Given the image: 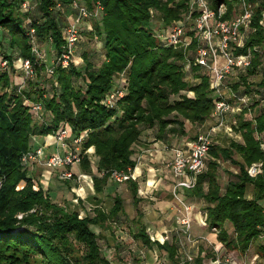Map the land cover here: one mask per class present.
<instances>
[{
    "label": "trees",
    "instance_id": "trees-1",
    "mask_svg": "<svg viewBox=\"0 0 264 264\" xmlns=\"http://www.w3.org/2000/svg\"><path fill=\"white\" fill-rule=\"evenodd\" d=\"M72 1L0 0V52L4 45L9 49L8 54L0 53L8 68L0 69V264H110L92 228L106 229L108 223H114L122 210L120 196L113 195L107 213L93 209L92 214L84 212L79 219L76 212H68L50 199L47 190L42 191L39 182L31 183L27 170L20 165L23 153L39 147H29L32 138L53 135L60 125L67 127L69 143L84 134L77 167L89 175L97 194L106 185L110 171L133 167L132 146L143 130H152L156 139H164L166 134L181 135L183 121L200 127L209 120L212 110L209 77L190 62L192 53L186 55L193 45L187 50H171L154 37L163 29L151 30L154 17L160 18L163 25L179 19L187 0H175L169 8L161 0H82L88 10L95 2L102 7L98 18L91 19L96 23L88 31L102 53L97 65L82 54L81 70L71 62L67 67L57 62L47 65L48 59L41 53L44 46L53 54L51 60L62 53V28L67 18L75 14L70 8ZM23 2L28 8L20 11ZM218 4L225 7L221 20H228L238 12L235 0H212L214 8ZM262 13L264 0H255L243 45L234 48V54L249 52V66L224 80L229 91L248 100L249 95L262 96L264 100V58L260 55L264 49V27L259 24ZM29 29L33 30L31 37L27 35ZM32 46L38 50L37 56L31 54ZM20 58L29 59L40 81L49 80V84L41 86L40 82L39 87L36 82L38 87L28 86L21 94H15L20 82L12 79L8 71ZM185 60L189 61L187 70ZM124 69L121 98L116 100L114 108L108 109L102 100L110 92L114 76ZM189 74L197 80L193 85L183 80ZM249 78H257L253 88ZM183 91L190 96L180 94ZM24 99L38 103L46 119L37 124V117L23 104ZM232 119V132L240 140L209 147L204 170L196 177L194 188L185 191V196L203 202L206 230L215 235L222 248L221 255H228V251L233 253L230 256L244 255L252 247V255L264 264V210L260 205L264 199V106H258V102L247 104ZM88 149H92L96 159L94 167L99 178L91 174L85 154ZM217 161L235 168L231 172L221 170L226 175L222 186ZM254 163H260V172L250 178L246 168ZM20 180L24 184L22 189L14 191ZM122 184L136 208L135 182L129 178ZM247 186L251 190L249 198L245 196ZM224 222L229 223L230 233L224 229ZM135 225L134 239L145 246L152 243L169 264H202L208 257L206 243L198 240L199 248L192 260L181 263L174 237L161 243L150 241L143 226Z\"/></svg>",
    "mask_w": 264,
    "mask_h": 264
},
{
    "label": "built area",
    "instance_id": "built-area-1",
    "mask_svg": "<svg viewBox=\"0 0 264 264\" xmlns=\"http://www.w3.org/2000/svg\"><path fill=\"white\" fill-rule=\"evenodd\" d=\"M235 1L237 14L228 20H221V15L225 11L224 4H218L214 8L212 0H187L180 18L176 22H172L166 29L160 30L154 35L156 41L166 48L187 50L193 45V49L189 50L186 55L192 53L193 58L190 62L208 75L209 88L213 94L212 110L209 119L214 125L203 133L195 135L186 146L169 148L171 157L164 163V168L172 179L171 196L175 200L177 207L178 216L175 219V225L170 231L151 232L145 230V234L150 241L156 240L160 243L167 241L169 239L168 232L171 233L175 238L181 263L190 262L193 257L184 249V244L189 243L191 247L196 245V242L200 239H192L190 235V206L178 197L180 195H178V191L180 193L194 188L196 177L201 174L205 167L204 161L208 149L212 144L211 136L222 126L230 134H233L231 128L234 120L231 119L230 122H227L228 126H225V117L238 113L247 105L248 101V97L237 96L229 90L227 94L224 85L225 78L235 77L236 74L246 69L250 63L249 52L246 54H234V48H239L243 45L244 34L249 29L255 0ZM20 7L27 10L28 4L23 2ZM70 8L75 12L72 17L74 22L66 23L61 31L64 45L62 53L56 60L61 67H65L68 64L72 48L77 44L79 39L75 21L78 19H95L102 10L98 2H95L92 8L88 10L82 0H73L70 3ZM259 24L262 25V19L259 21ZM27 35L33 36V30L29 29ZM193 42L194 44H192ZM37 53L36 47L32 46L31 54L37 56ZM260 55L264 58V49L260 51ZM16 61H19V68L23 75L25 77H32V62L29 59H17ZM185 61L184 69L187 70L189 61ZM0 65V69H7V62L4 59H1ZM47 72L51 74L50 69H47ZM21 87L19 85L18 88ZM122 87H115L105 94L102 101L106 108L111 109L115 107L116 100L121 98ZM28 104V107L34 114L41 112V107L38 103L31 102ZM52 136L54 137L55 144L60 146V150H63L62 155H59L56 151L49 153V156L43 162V166L51 169L62 168V170L57 172L59 180L79 181L87 179L89 176H74L68 169H64V167H70L80 161L79 146L85 135L81 134L72 138L68 145L65 143V140L68 139V129L65 125H60ZM41 150L42 147H38L34 151L24 153L20 158V165L23 167L26 165V161L34 163V159L38 160L40 153L44 152H41ZM254 167L258 168L259 164L251 165L246 169L248 176L252 177L257 172V170L253 169ZM131 174L132 169L129 168L124 171L112 170L108 173L107 178L113 184L120 185L128 180ZM22 185H16L15 189H21ZM71 203L77 204L78 197H74ZM77 217L80 219L82 213L78 214ZM205 218L206 215L203 212L200 215L201 224L205 222ZM206 244L209 245L208 242ZM213 248L214 258L210 260V264H233L230 256H223L218 250Z\"/></svg>",
    "mask_w": 264,
    "mask_h": 264
},
{
    "label": "crops",
    "instance_id": "crops-1",
    "mask_svg": "<svg viewBox=\"0 0 264 264\" xmlns=\"http://www.w3.org/2000/svg\"><path fill=\"white\" fill-rule=\"evenodd\" d=\"M120 75V74H119ZM119 75L114 76V81H112V85L109 90L114 89L115 87H119L118 82H115V77L119 78ZM121 83V82H120ZM187 122V121H185ZM188 123V122H187ZM190 124V123H188ZM191 125V124H190ZM207 123H203L200 127H195L194 125L190 126L193 130L187 132L184 127H182V134L176 133L172 136L166 134L164 139H156L154 138V132L150 130V134H143V131L138 138V141L132 146V155L130 156L133 161V167L126 169H132V174L130 180L135 182L136 189V197L138 198V203L136 208L132 205L131 200H127V206L122 202V210L121 213L117 216L114 223L124 224L131 231V236L134 239L136 234L137 227L135 224H140L143 226L144 230H148L151 232H162V231H170L175 225V219L178 216L176 202L171 196V186L172 179L167 174L164 163L168 161L171 157V152L169 148L173 147H183L197 134L201 133V130L206 128ZM203 133V132H202ZM220 138L218 135H215L216 138ZM236 139V140H235ZM239 136L237 137L235 133L232 134L231 140L238 141ZM230 141V140H229ZM229 141L224 142L223 144H219L220 146H226ZM217 143L216 141H214ZM58 151V150H57ZM63 150H60L62 153ZM54 152V151H52ZM88 162L94 164L93 167L90 166L91 174L95 177L99 178L100 175L95 171V162L96 159L92 154V149H88L85 152ZM76 169V168H75ZM74 169L71 172L74 176L76 175H85ZM54 172V171H53ZM55 176V172H46L43 176L42 180L45 181V187L49 186V181H51ZM57 180V179H55ZM113 184L108 178L106 184ZM124 186V184L117 185V187ZM68 194H70L69 200L73 197H78V204H81L84 208L80 209V207L73 212L77 214L85 211L87 214H92L93 209H99L103 213H107L112 205V197L111 191H109L108 185L102 187L101 192L95 194L92 189V182L90 177L85 180L79 181H71L70 185L67 186ZM126 189V187H125ZM128 191V189H127ZM247 191V192H246ZM250 187H246V197H250ZM47 193L49 190L47 188ZM180 194V195H179ZM50 197L51 194L49 193ZM58 195V194H57ZM56 195V197H57ZM59 195L61 193L59 192ZM178 197L182 199L188 206H190L189 218H190V227L193 231L194 226H197V235L194 236L196 239L204 240L208 243H211L215 249L220 248V244L216 243L213 233H209L201 228L202 225L200 223V215L204 212L203 210V202L199 198H189L185 196V191H178ZM72 198V199H73ZM57 199V198H55ZM87 200H90L93 205L88 203ZM108 200L109 202H107ZM56 202V201H55ZM78 204H75L77 207ZM198 204V205H197ZM106 205V207H105ZM260 205L264 210V199L260 201ZM129 208V209H128ZM83 210V212H82ZM138 220V221H135ZM136 223H135V222ZM122 226V225H121ZM193 226V227H192ZM229 227V228H227ZM95 230H94V229ZM93 231L97 235L98 242L99 241H109L111 246L114 245L113 251L118 252V255L121 254L123 257L124 253H129L128 250L132 253L131 256L134 259L133 262L129 264H148L146 263L147 258L150 256L153 257L157 252L154 245L150 243L148 246H145L139 240L134 239V247H127L126 244L122 245L121 243L117 244L116 237L119 235V231H111L108 232L106 229H98L97 227H93ZM97 229V230H96ZM224 229L227 233L231 232V227L228 223L224 224ZM128 231V232H129ZM145 232V231H144ZM130 233V232H129ZM168 237L171 238L173 235L168 232ZM108 256V254L106 253ZM180 255V254H179ZM155 257V256H154ZM165 257V256H164ZM165 261L167 262L166 258ZM157 260L155 264H159ZM168 263V262H167ZM169 264V263H168Z\"/></svg>",
    "mask_w": 264,
    "mask_h": 264
},
{
    "label": "rangeland",
    "instance_id": "rangeland-1",
    "mask_svg": "<svg viewBox=\"0 0 264 264\" xmlns=\"http://www.w3.org/2000/svg\"><path fill=\"white\" fill-rule=\"evenodd\" d=\"M161 1L165 2L166 3V7H168V8L172 7L175 4V2H176L175 0H173V1L161 0ZM31 7H32V5L29 8H31ZM23 10H26V9H22V7H20V11H23ZM179 15H181V14L179 13ZM179 15H178V17H179ZM261 19H262V25L264 27V13H263V15H261ZM177 20H178V18L173 20L172 22H176ZM68 22L72 23V22H74V19L71 16H69L67 18V23ZM95 23L96 22L92 21L91 19H84V20H82V19L79 20L78 19L77 21H75V27L78 29L79 39H78V43L76 45H74V47L72 48L71 57L68 59L69 60L68 64H69V62H71L75 67L79 68V70H81L82 66H83L82 62H81V58H82L81 55L82 54H86L92 61H94L96 63V65L99 63V60H101V53L102 52H101V49H100V45H99L98 42H96V41H94V39H92V34L88 32V31L92 30L93 24H95ZM168 25H163L160 18L154 17V19H152V21H151V30H159L160 28L164 29ZM79 31H81V33ZM2 34L4 35V33H2ZM2 46H3V44H2ZM3 47H4V50L0 52L1 56L4 55V54H8L9 53V49L5 48L6 47L5 45ZM0 48H2V47H0ZM171 50L177 51V50H179V48H171ZM16 51H18V50L15 48V55L18 56V53ZM41 53H43V58L48 59V62L47 61L45 62L47 65L49 64V62L52 63V64H54V62H56L57 58L51 60L53 58L52 57L53 54L51 53V51L49 49L46 48V46L42 47ZM1 56H0V58H1ZM12 57H15V56H12ZM20 59H24V58H20ZM19 61L18 62L15 61L14 63H12L11 65H12L13 68H12V70L8 71V72L11 71L9 73V74H12L11 78L12 79L15 78V81L20 82L19 85L22 86L21 88H18L16 90L15 94H17V95L21 94V91L25 90L28 86L32 87V85H34V86L38 87L37 85H35L36 82L39 83V87L47 86V84H49V80L46 81L47 83L44 82V81H40L41 78L39 76V73H38L37 70H35L33 65H32V72H33L32 77H25L23 75L22 71L19 68ZM0 62H1V59H0ZM68 64L65 67H67ZM260 69L261 68H259V70ZM6 70H8V68ZM36 71H37L38 74L36 73ZM182 71H183V69H182ZM39 72H41V71H39ZM121 73H120L121 76H119V78L115 77V79H116L115 82H118V84L120 85L119 87L123 86V78L126 76V70L124 69ZM183 80L187 81L191 85H193V84H195V82H197V80H195L192 77L191 74H189L188 76H184ZM113 81H114V78H113ZM40 82H41V86H40ZM248 82L250 83V87L253 88L255 83L257 82V78H249ZM78 83H79V81H78ZM11 85H12V83H11ZM11 85H8V88ZM7 90H9V89H7ZM227 92H228V89L226 88V93ZM180 94H186L187 96H190L189 93H185L184 91L180 92ZM227 94L226 95L224 94V95L228 96ZM261 98H262V96L249 95V100L247 101V104L251 105L254 102H258V106L259 105L264 106V100H262ZM174 99H177V97H174ZM23 102H24L23 104H25V106L29 105L28 103H31V102L26 101L25 99H24ZM31 112H33V111H31ZM33 114H34V112H33ZM35 116L37 117V118H35L36 119L35 122L37 124H40L44 119H46V117H45L46 115L43 114L42 111L39 114H35ZM231 119H232V116L228 115V116L225 117V121H226L225 122V124H226L225 126H228L227 122H230ZM207 122H208L207 127L202 129L201 133L206 131V130H208L210 127H212L214 125L213 122L210 119L209 120L207 119L205 121V123H207ZM190 126H192V125H190L187 122L183 121V127L186 129L187 132H190V131L193 130ZM143 134H146V135L150 134V130L149 129H145L143 131ZM215 135H218L220 138L217 137L215 139ZM231 136H232V134H230L228 131H226L225 127H223V126L219 127L216 130V132L211 136V138H212V144L211 145L220 146L219 144H223L224 142L231 140ZM236 136L238 137V135H236ZM239 140L240 139H238V141ZM214 141H216L217 143H215ZM65 143L68 144V145L70 144L68 142V139L65 140ZM29 145H30L29 147H37V146L42 147L41 152L44 151L43 153H40V156L38 157V160L34 159V161H33L34 163L26 161L25 162L26 165H24L22 167V168L27 170L26 175L30 176L29 177L30 178V182L31 183L33 182L34 184L39 182L40 187H42V191H45L48 188L49 193L51 194L50 199L53 202L56 201V203L64 206V208L68 212L76 210L79 207H80V209H83L84 207L81 204H78V203H77L78 204L77 207H73V206H76L75 204L71 203V200H72L73 197L69 200L70 194H68L67 186L70 185L71 181H73V180L60 181V180L57 179V172L62 170V168H60V169H51V168H46L47 166H43V162H45L46 157H48L49 156L48 154L51 153L52 151H56L59 155H62V153H60V146H57L55 144V140H54V137L52 136V134H47L45 137L32 138L29 141ZM35 149L36 148H34V149L32 148V149H29L26 152H31V151H34ZM263 149H264V147H263ZM80 160H81V158H80ZM217 162H218L219 168H220L218 170V173L220 174L219 184L222 186L224 184L225 180H226V175L223 174L221 170H225V171L231 172V171H234L235 168H234V166H230L227 162H221V161H217ZM78 164H79V162L76 163V164L71 165L70 167H64V169L65 170L68 169L70 172H73L74 169L76 168L75 170L77 171ZM255 164H259V167L258 168H256V167L253 168L254 170H257V172L254 173L252 177L248 176L250 178H253L256 174H258L260 172V166H261L260 163H254V164H251V165H255ZM93 165L94 164L92 162H91V164L89 163V166L93 167ZM250 166H248L247 168H249ZM53 171L55 172V176H56V178H55V176H54V178L57 179V180L52 179L51 181H49V186L45 187V183L46 182L43 181L42 178H43V176L45 175L46 172H50V173L52 172V174H53L54 173ZM19 184H23V181L20 180L17 183V185H19ZM23 185H22V187H23ZM106 185H108L109 191H111V194H113V195L117 194L118 196H120L122 202H124V205L127 206L126 205L127 204V200L128 201L130 200L129 192L127 191V189H125L124 186L117 187V185H114V184H111V183H108V182H107ZM22 187H21V189H22ZM21 189H15L14 188V191H19ZM59 192L61 193V195H59ZM246 192H245V196H246ZM56 195H57V197H56ZM55 198H57V199H55ZM87 201L91 205L94 204L90 200H87ZM106 201L109 202L108 200H106ZM105 207H106V205H105ZM82 212H83V210H82ZM84 214H87V213L85 212ZM82 217H83V215H82ZM17 218H19V216ZM225 223H227V222H224L223 225ZM201 225H202L201 228H204V230L207 231L206 230V226H205V222H203ZM124 228H127V226L124 225V224H118V223H115V224L108 223L107 226H106V230H108V232H110L109 230H111V231H119V235L116 237V239L114 238V240H117V244H119V243H121L122 245L126 244L127 247L133 248L134 247L133 243L135 241H134V239L131 236V231H129V229L127 230V229H124ZM227 228H229V227H227ZM197 229H198L197 226H194L193 231L191 229L190 235H191L192 239H196L194 236L197 235ZM209 233H211V232H209ZM214 239H215V237H214ZM202 241H204V240H202ZM256 241H254L252 243V245L255 244ZM204 242L206 243V241H204ZM109 243H111V242H109V241H106V242L99 241L98 242L100 250L104 254H106V253L108 254V259H109L110 264H129V263L134 261V259L131 256L132 253L129 250H128L129 253H124L123 257H121V254L118 255V252L113 251V247H114L115 244L111 246V244H109ZM202 245H204V244H202ZM204 247L206 248L205 250H206V252L208 254L207 255L208 257L203 261L202 264H210V260H212L211 258H214V251H212L213 245H211V243H209V245L205 244ZM198 248L199 247H197V244L194 245V246H191V247H190L189 243H185L184 244V249H186V251H189L190 254L193 255V256L197 253L196 250ZM213 249H215V248H213ZM115 250H116V248H115ZM215 250H218L219 253L222 252V248L215 249ZM227 254H228L227 256H230L233 253L228 251ZM252 254H253V248L250 247L244 253V255H238V254L235 253V256H230V257L232 258L233 264H260V262L257 259H255V257ZM211 255H213V257H211ZM225 255L226 254H223V256H225ZM147 259L148 260H146V263H148V264H155V262L157 260L159 261L158 262L159 264H168L165 261L164 255L162 253H160V252H158L155 255H153V257L149 255V257Z\"/></svg>",
    "mask_w": 264,
    "mask_h": 264
}]
</instances>
